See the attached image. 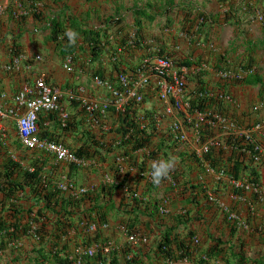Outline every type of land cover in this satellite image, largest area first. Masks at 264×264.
<instances>
[{
    "label": "crops",
    "instance_id": "obj_1",
    "mask_svg": "<svg viewBox=\"0 0 264 264\" xmlns=\"http://www.w3.org/2000/svg\"><path fill=\"white\" fill-rule=\"evenodd\" d=\"M3 1L0 0V8L4 7ZM139 5L150 6L147 12L151 17L140 18L139 25L136 26L132 8ZM5 6L13 7L18 12L21 8L29 11L36 8L44 16L65 7L69 14L93 27L102 26L109 17L119 19V23L109 26L107 32L111 35L103 43V48H112L114 56L111 58H117L121 72L130 76L137 74L146 56L155 58L168 55L177 62L191 63L187 64L189 69L182 100L189 101L194 90L204 88L208 91L211 102H222L218 111L209 108L207 112H203L202 120L198 121V117L193 114L187 116L182 109L173 108L171 113H167L166 108L170 103L157 98L155 77L137 90L143 94L144 100L137 104L136 116L141 124L150 120L155 130L149 148L143 147L132 152L136 165L130 168L129 183L136 185L141 193L152 185L150 161L169 156H175L179 161L175 168L176 181L172 172L170 179L159 187H151L154 190L147 195L159 199L160 206H165L169 214L155 213L152 217L142 215V221L147 223L148 228L141 224L139 232L149 237L147 245H150L149 248L153 247L156 234L167 226L176 224L175 218H182L180 209L184 208L183 210L190 212V221L186 227L180 223L178 232L184 234L191 230L200 242L209 237H220L228 242L224 249L227 255L234 252L242 255L246 261L262 259L264 264V132H252L262 148V159L258 164L251 162L248 150L241 151L237 147L231 149L227 141L228 135H239L245 128L264 119V0H8ZM194 8L203 10L211 21L197 25L193 21ZM42 24L37 20L27 19L19 25L15 19L2 16L0 102L4 107H9L15 92L24 85H32L37 77L42 76L60 90V103L70 117L77 121V126L62 129L57 112H42L38 120L39 136L59 139L68 148L75 149L83 143L82 130L91 129L95 135H101L97 133L99 128L88 118L87 112L83 114L80 98L103 99L108 96V92L94 84L93 75L89 72L92 65L84 69L81 67L82 61L90 58V55H81L77 51L72 56L71 70L63 66L65 58L59 54L55 42L49 38V32L42 28ZM13 41L20 43L22 58L17 69L6 70L5 65L11 60L10 47ZM99 59L100 64L97 58L93 61L96 67L104 66L106 57L101 56ZM248 61L250 67L244 65ZM106 70L112 71L115 80L118 72L111 64L106 66ZM248 76L259 78L260 81L246 83ZM129 87L136 91L132 85ZM70 90L77 94V99L72 100L74 102L67 98ZM219 92H224L229 97L222 98L218 96ZM254 106L257 109H253ZM106 113L108 115L99 119L101 127L105 131L115 129L118 124L116 115H110L108 111ZM175 120L183 122L182 129L186 134L184 141L177 142L172 138L171 124ZM0 133L7 136L5 141L8 154L19 161L23 168L33 170L32 161L43 162L41 173L46 182L59 181L65 184L72 179L77 186H96L112 178L109 173L103 175L108 169L110 155L104 163L96 164L95 160H90L74 169L67 162L55 159L46 149H28L22 146L14 117L0 120ZM110 137L117 138L119 135L113 130L106 138ZM15 140L20 146L15 145ZM210 140H218L219 144L213 145ZM173 141L177 144L172 145ZM160 143L170 145L169 150L164 149V155L160 150L156 156H148L149 150ZM206 144H209L212 161L205 156L207 153L201 151ZM2 153L0 152V159ZM143 163L144 170L138 171ZM233 164L235 175L231 171ZM99 167L101 170L97 171L96 168ZM125 169L126 166L121 167L122 172ZM248 174L256 175L259 190L239 191L235 187ZM197 185L204 188L205 192L202 193L200 188H191ZM120 195L121 193L117 200ZM207 195L214 197L213 202L207 201ZM187 199L192 201L186 202ZM12 203L26 208L33 201L27 197L9 200L0 192V209L3 208L4 213L9 212ZM221 208L237 212L247 226H239L231 231V225L224 219ZM121 216L122 214L112 212L107 218L108 227L101 230L118 248L124 245L125 239V232L120 228ZM86 232H76L78 242L81 237H93V231L87 228ZM74 233L71 231L69 235L71 240ZM66 238L68 240L67 236L59 239V244H63ZM70 241L71 250L78 252L75 242ZM17 244V249L10 245L0 254V264H35V237H22ZM138 246L140 244L135 245L136 248ZM208 264L226 263L217 260Z\"/></svg>",
    "mask_w": 264,
    "mask_h": 264
},
{
    "label": "trees",
    "instance_id": "obj_2",
    "mask_svg": "<svg viewBox=\"0 0 264 264\" xmlns=\"http://www.w3.org/2000/svg\"><path fill=\"white\" fill-rule=\"evenodd\" d=\"M7 1H3L4 7L0 11V28L2 16L5 15L10 20L15 19L19 25H22L27 19L37 20L41 24L43 23L42 28L44 30H48L49 38L55 42L61 56H73L77 51L81 55H90V58H85L82 61V69L89 68L92 65L89 69L91 75H96L103 80H109L115 87L121 88L119 82L116 81V77L115 80L112 77V71L108 72L106 70V66L111 64L120 73L119 60L116 57V59L111 58L114 56L112 48H103V43L111 35L107 32L109 26L119 23V19L109 17L102 26L93 27L87 26L75 16L69 14L68 8L65 7L44 16L41 11L34 7L30 11L21 8V11L18 12L13 7L5 6ZM149 7L147 5H139L132 8L136 26L139 25L140 18L151 17L147 12ZM194 9L195 17L193 21L197 22V25H203L211 21L210 16L203 10L200 8ZM67 28H72L79 33L77 43L74 46L69 45L67 37L63 36ZM19 44V42H12L10 47L11 54H20ZM101 56L106 57V66H97V68L93 61L97 58L100 64L99 58ZM180 63L190 64L188 61ZM244 65L247 67L251 66L249 61L245 62ZM259 81V78L256 79L252 76H248L245 80L246 83H257ZM200 92H207V90L204 88L194 90L193 95L189 99L191 112H207L209 108L218 111L222 107V102L218 100L211 102L208 95H200ZM82 108L81 110L84 114V107L82 106ZM136 109L137 103L133 101L126 104L123 110H115L110 107L108 112L110 115L115 114L118 122L115 129L105 131L101 127L100 120H98L96 122L97 128H99L97 133L101 135H95L91 129L81 131L83 143L72 149L74 153L82 160H95L96 164L104 163L110 155L111 164H109V161L108 169L103 172V175L109 173L113 178L112 181L104 180L96 186L88 188L82 194L63 190L59 186V181L46 182L41 173L42 161H32L33 170L23 168L19 161L14 160L8 154L5 141L7 136L0 133V152H3L0 159V192L9 200H19L21 197H27L33 201L26 208L12 203L7 213H4L3 208L0 209V254L10 245H13V249H17L19 247L17 243L22 237H33L35 235L37 241L36 250H34L36 253L35 264L51 262L55 264H71L75 252L69 247L71 231L75 232L73 234L74 238L71 240L75 242V247L77 246L84 250L91 246H104L110 241L107 235H103L100 225L107 223V218L112 212L122 214L120 224L123 226L122 231L125 234H141L139 232L141 224H145V228H148L147 223L142 221V215L152 217L155 213L163 214L160 211L159 199L147 196L148 192H153L154 189L151 188L154 186L153 184L139 193L137 186L129 183L130 168L136 165L132 152L143 147L149 148L154 138L153 131L155 130L150 120L141 124V121L136 116ZM104 115L106 116L108 113H104ZM104 115L100 118L102 119ZM69 126H77V121L74 120V117H70L65 126L61 124L62 129H67ZM113 130L119 137L106 138ZM227 137L231 149L237 147L243 151L242 149L248 148V151H253L252 144L244 136L230 134ZM171 144H177V142L173 141ZM15 145L20 146L16 140ZM169 147L170 145H163V143L157 144L149 150L148 156L154 157L158 151L169 150ZM165 153L166 151H163L162 154L164 155ZM205 156L212 161L211 151L207 152ZM118 157H121V160L117 161ZM144 165L143 163L142 166H139L138 171H143ZM212 165L214 164L212 163ZM69 166L74 169L77 168L75 164H69ZM122 166L127 167L123 172L121 171ZM96 169L100 171L101 167ZM231 171L234 175L236 174L235 164H233ZM172 177L176 181V170L173 171ZM249 177V180L257 181L256 175H250ZM68 183L74 186L77 185L72 179ZM191 188H200L202 193L205 192L204 188L198 185L191 186ZM238 189L241 191L243 188ZM120 193L121 195L117 200ZM206 197L208 198V195ZM190 201L192 199L186 200V202ZM181 215V219L175 218L176 224L167 226L156 234L153 240L155 245L151 248H149L150 245L145 243L140 244L133 250L129 249L128 246L123 249L115 246L107 253L102 249H97L92 256H79L81 259L80 264H164L169 261L177 262L182 260L195 264H208L217 260H223L226 264H263L262 259L246 261L238 253L231 252L227 255L224 249L228 242L220 237H209L208 240H203L202 243L200 240L199 242L198 240L197 242L193 240L195 232L191 230H187L184 234L178 232L177 229L181 225L180 223L186 227L190 221V212L184 211ZM194 218L197 217L195 216ZM90 223H96L97 225V229L93 231V237H81L78 242L79 238H77L76 232H86ZM229 224L231 225L230 230L234 231L237 224L235 222H229ZM64 236H67L68 240L66 238L63 244H59V239ZM75 256H77L76 253Z\"/></svg>",
    "mask_w": 264,
    "mask_h": 264
},
{
    "label": "built area",
    "instance_id": "obj_3",
    "mask_svg": "<svg viewBox=\"0 0 264 264\" xmlns=\"http://www.w3.org/2000/svg\"><path fill=\"white\" fill-rule=\"evenodd\" d=\"M3 10V6L0 11ZM21 11V10H20ZM261 19L262 16H259ZM22 56L11 54V60L5 65L6 70L17 69L20 64ZM39 58V57H38ZM65 62L63 66L71 70L72 68V55L64 57ZM146 67L139 70L136 75L129 76L125 73H118L116 75V81L119 82L121 88H117L109 80H103L96 75H93L92 80L94 84L107 90L108 96L103 99L92 100L86 97L80 98V102L84 107V111L87 112L88 118L94 122L98 121L101 116L108 111V108L113 107L115 110H121L131 100L140 103L142 95L138 92L139 89L155 77L156 94L159 100L168 101L169 107L166 108L167 113H171L172 109H182L185 114L195 115L198 117V121L202 120L204 115L203 112L193 111L191 112L189 101H183L182 96L184 94L186 86V74L189 66L176 64L174 60L169 56L158 57L151 60H144ZM201 67V66H200ZM132 85L136 91L129 86ZM138 90V91H137ZM200 95H209L207 92H200ZM202 96V97H203ZM220 97L229 96L224 92L218 94ZM61 92L60 90L49 84L42 76L37 77L32 85H24L17 92H15L11 98L12 104L8 107H4L3 103L0 102V120L2 118L14 117L16 122L17 134L19 141L25 148H41L51 152L55 159L65 161L68 164H75L80 166L87 163L86 160H82L74 153L73 150L68 148L59 139H49L39 136V115L42 112H57L59 120L62 126H65L69 119L68 111L61 105L60 101ZM67 98L71 100L77 99V94L73 91L67 92ZM253 109H257L254 106ZM99 114V115H98ZM182 121L175 120L171 124V129L175 139L184 140L186 134L182 129ZM264 132V119L252 124L249 128H245L241 134L245 136L248 142L253 146V151H249L253 162L259 163L262 158L261 145L252 136L253 131ZM212 144L216 143L214 140H210ZM209 144L202 146L201 151L203 153L208 152ZM112 181V178L107 179ZM243 186L245 189H252L254 191L259 190V185L250 181H243L238 184ZM59 186L68 192L82 194L88 188L93 185L86 186H74L71 183H59ZM212 199V198H210ZM227 218L229 220H238L237 215L233 212H229ZM107 224L101 225V228H106ZM34 228V227H33ZM88 230L95 231L97 229L96 223H90ZM121 230L123 226H120ZM127 242L131 244H137L139 242H145L147 238L138 233L126 234ZM33 237L36 238L34 235ZM195 241H197L195 239ZM113 243L109 241L104 246H92L84 250L78 249V252L84 255L92 256L97 249H102L107 253L112 249ZM81 259L76 258L72 264H80ZM181 264H187L186 260L180 262ZM166 264H176L173 261H169Z\"/></svg>",
    "mask_w": 264,
    "mask_h": 264
},
{
    "label": "clouds",
    "instance_id": "obj_4",
    "mask_svg": "<svg viewBox=\"0 0 264 264\" xmlns=\"http://www.w3.org/2000/svg\"><path fill=\"white\" fill-rule=\"evenodd\" d=\"M78 35H79V33L76 31V30H74V29H72V28H67L66 30H65V32H64V34H63V36L64 37H67V40H68V42H69V45H76V43H77V39H78ZM63 38V37H62ZM164 56H168V55H163V56H158V57H164ZM158 57H155V58H158ZM170 57V56H169ZM155 58H150L149 56H146V57H144L143 58V60H142V67H140V69L139 70H142V69H144L145 67H146V65H145V61L144 60H146V59H148V60H153V59H155ZM172 58V57H171ZM173 60H174V58H172ZM174 62L176 63V64H180V65H182V64H184V65H187V64H185V63H180V62H177V61H175L174 60ZM188 65H191V63L190 64H188ZM187 65V66H188ZM120 73H123V72H120ZM118 74V73H117ZM116 74V75H117ZM126 74V73H125ZM128 75V74H127ZM130 76V75H129ZM141 94V93H140ZM142 95V100H141V102H143V100H144V97H143V94H141ZM157 95V94H156ZM158 98V97H157ZM72 101V100H71ZM131 101H133V100H131ZM130 101V102H131ZM129 102V103H130ZM134 102V101H133ZM140 102V103H141ZM134 103H137V102H134ZM137 104H139V103H137ZM121 110H123V109H121ZM46 113V112H45ZM106 114V113H105ZM40 116V115H39ZM69 118H70V115H69ZM39 120V119H38ZM94 122V121H93ZM97 122V121H96ZM96 122H94V123H96ZM61 123V122H60ZM17 130V129H16ZM172 130V129H171ZM171 135H172V138L175 140V141H177V142H180V141H184V140H178V139H175L174 138V136H173V132L171 133ZM238 136H244L243 134H239ZM245 137V136H244ZM215 141V140H214ZM243 143H245L244 141H243ZM217 144H219V141L218 140H216V143H214L213 145H217ZM246 147V146H245ZM248 148H246V149H242L243 151H246ZM72 150V149H71ZM208 152H209V150H208ZM207 153V152H206ZM206 153H204V154H206ZM121 160V157H118L116 160ZM262 159V158H261ZM250 160L252 161V158H251V156H250ZM178 158L177 157H175V156H169V157H167V158H164V157H161V158H158V159H155V160H152V161H150V163H149V169H150V172H149V175H150V179H151V182H152V184L154 185V186H156V187H159V186H161L162 185V183L165 181V180H168V179H170L171 178V173L175 170V168H176V166H177V164H178ZM252 163H255V164H258V163H256V162H253L252 161ZM260 163V162H259ZM250 175L248 174V175H246L243 179H242V181L241 182H243V181H250V182H253V181H251V180H249V177ZM253 183H256V184H258V182L257 181H255V182H253ZM88 185H91V184H88ZM93 185V184H92ZM259 185V184H258ZM81 186V185H80ZM82 186H86V185H82ZM93 186H95V185H93ZM92 186V187H93ZM235 187H238V188H243L242 190H249V189H245L243 186H239V185H237V186H235ZM251 191H254V190H252V189H250ZM210 198H212V199H210ZM213 200H214V197L212 196V195H208V198H207V201H209V202H213ZM184 208H182V209H180V214H182V213H184V211L185 210H183ZM222 209V208H221ZM160 211L161 212H163V214H165L166 213V215L167 214H169V211L168 210H166V208H165V206H161V208H160ZM222 213H223V215H224V219L229 223V222H235L236 224H237V227H239V226H247V223L246 222H243L242 220H241V218L239 217V214L237 213V212H235V211H233V210H231V209H228V208H223L222 209V211H221ZM229 212H233V213H235L236 215H237V218H238V220L236 221V220H229L228 218H227V216H228V213ZM107 224V227H108V223H106ZM102 225V224H101ZM101 225H100V227H101ZM120 226H121V224H120ZM106 227V228H107ZM101 229H105V228H101ZM126 235V234H125ZM141 235H143V236H145L146 238H147V240L145 241V242H139V243H137V244H145V243H147V241H148V239H149V237L148 236H146V235H144V234H141ZM195 239L196 240H198V242H199V238L198 237H196V236H194L193 237V240L195 241ZM112 243H113V241L112 240H110ZM126 242H127V240H125ZM195 242H197V241H195ZM128 244H130L129 245V248L131 249V250H133L132 248V246H134L135 247V245H137V244H131V243H129V242H127ZM92 247V246H91ZM115 247V245L113 244V247L112 248H114ZM136 248V247H135ZM75 249H81V250H83V248H80V247H75ZM75 251V250H74ZM76 254H77V256H73V258H72V262L76 259V258H79V256H81V255H84V254H81V253H79V252H75ZM182 261H184V260H182ZM182 261H177V262H175L176 264H181L180 262H182ZM186 262H187V264H195V263H192V262H189V261H187L186 260ZM167 263V262H166ZM166 263H164V264H166ZM44 264H48V263H44ZM72 264V263H71Z\"/></svg>",
    "mask_w": 264,
    "mask_h": 264
},
{
    "label": "rangeland",
    "instance_id": "obj_5",
    "mask_svg": "<svg viewBox=\"0 0 264 264\" xmlns=\"http://www.w3.org/2000/svg\"><path fill=\"white\" fill-rule=\"evenodd\" d=\"M125 240H126V236H125V239H124V245H122V247L120 246L121 249H123L125 246H128V247H129V245H130V244H128ZM113 244L118 248V246L116 245L115 242H113ZM129 249H130V248H129ZM132 249H136V248L133 247Z\"/></svg>",
    "mask_w": 264,
    "mask_h": 264
}]
</instances>
